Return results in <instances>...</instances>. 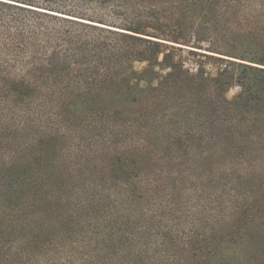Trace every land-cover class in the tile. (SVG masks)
Masks as SVG:
<instances>
[{
	"label": "trees",
	"instance_id": "16d2710c",
	"mask_svg": "<svg viewBox=\"0 0 264 264\" xmlns=\"http://www.w3.org/2000/svg\"><path fill=\"white\" fill-rule=\"evenodd\" d=\"M102 123L109 150L68 163ZM253 154L264 0H0V264L260 263L264 183L218 160Z\"/></svg>",
	"mask_w": 264,
	"mask_h": 264
},
{
	"label": "rangeland",
	"instance_id": "374dc122",
	"mask_svg": "<svg viewBox=\"0 0 264 264\" xmlns=\"http://www.w3.org/2000/svg\"><path fill=\"white\" fill-rule=\"evenodd\" d=\"M140 11H143L140 8ZM187 49V48H186ZM180 54L182 55L183 59L185 60V64H186V68H190L191 69V73H197V69L200 65L204 66V69L211 75L215 76L217 73V69L219 67L218 62L216 61H208L202 57L199 56H195V55H190L188 50H184L183 52H180ZM146 64H138L137 65V69L141 70L143 67H145ZM239 91V87L233 88L230 93H229V97H233L237 92ZM86 100H89L88 97H84ZM79 97H76L74 100H78ZM70 107V108H69ZM68 110L66 112H71V113H75L77 115L80 114H87L89 109H96L97 106H95L93 103H86V106H80V107H73L72 105H69ZM98 109H100L99 114L103 113L101 111V108L98 107ZM71 118V116H66L64 121L61 120L59 122V124H57L58 128H61L62 131L67 134H71V133H80V132H85L86 130L89 129V127L91 125H95L97 124V127H101V119L97 118L95 122H92V120H83V119H78L77 122H75L73 125H71L70 123L67 122V120H69ZM100 123V124H99ZM103 125V132L102 135L99 137H95L93 139H87L85 141H81L78 143H75L74 145H72L69 149H66L63 152V158L66 159V161L68 163H71V161L79 158V157H93L96 155H102L103 153H106L109 148H108V144H107V139L105 137L106 134L110 133L112 130H119L120 127L116 124H112L109 125L107 123H102ZM258 155L257 154H253L252 156L248 157L245 160L239 161L234 159L233 157H230L226 160H224L223 158H218L219 161H222L223 163L225 162H231L233 165L238 164V169L242 170V172L244 174L249 175H255L262 183H264V158H261V161H256L255 163V159ZM86 168H91L90 165H86ZM70 172V171H69ZM72 173V171L70 172ZM91 173L85 172L83 173V176L88 177L90 176ZM259 182V181H258ZM264 233V229H259V235L261 236ZM257 234V233H256ZM262 238V237H261ZM249 249V248H247ZM247 261V259H246ZM218 263V261L216 262ZM246 264H264V261L260 262V263H256L253 261V263H246Z\"/></svg>",
	"mask_w": 264,
	"mask_h": 264
}]
</instances>
